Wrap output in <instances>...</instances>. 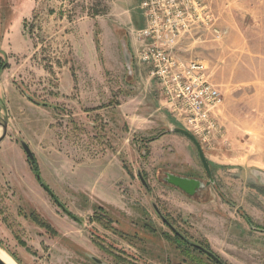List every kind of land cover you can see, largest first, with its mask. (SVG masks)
I'll return each mask as SVG.
<instances>
[{"label":"rangeland","instance_id":"rangeland-1","mask_svg":"<svg viewBox=\"0 0 264 264\" xmlns=\"http://www.w3.org/2000/svg\"><path fill=\"white\" fill-rule=\"evenodd\" d=\"M207 1L214 27L178 50L203 61L223 95L214 127L196 137L212 183L192 197L167 173L211 180L134 61L141 0H0L7 25L30 14L22 52L0 47V249L21 264H217L162 215L219 264H264V4Z\"/></svg>","mask_w":264,"mask_h":264},{"label":"built area","instance_id":"built-area-1","mask_svg":"<svg viewBox=\"0 0 264 264\" xmlns=\"http://www.w3.org/2000/svg\"><path fill=\"white\" fill-rule=\"evenodd\" d=\"M139 10L144 25L128 28L134 61L149 68V79L157 82L169 113L200 139L205 129L214 127L223 95L211 82L208 66L178 50L201 26L214 27L208 1L141 0ZM214 33L220 32L215 28Z\"/></svg>","mask_w":264,"mask_h":264},{"label":"water","instance_id":"water-1","mask_svg":"<svg viewBox=\"0 0 264 264\" xmlns=\"http://www.w3.org/2000/svg\"><path fill=\"white\" fill-rule=\"evenodd\" d=\"M0 129H1V135H0V143L7 137V133H8V122L7 121H0ZM172 132H176V133H180L184 136H186L187 138H189L196 146L199 155H200V159L201 162L204 166V168L206 169L208 175L211 177L212 179V173L210 170V166L208 161L206 160L204 153L201 149V146L199 144V141L197 140V138L192 135L191 133H189L188 131H186L185 129L176 127L174 129H172ZM21 146L23 147L29 161H35V156L32 153V151L30 150V147L25 143V142H21ZM140 177L143 181V183H145V181L143 180L141 174ZM166 181L173 185L176 188H179L180 190L191 194L195 188L201 187L203 184L198 181V180H194V179H188V178H184V177H178L175 176L173 174H168L166 177ZM146 184V183H145ZM212 255V254H211ZM213 256V255H212ZM14 259V258H13ZM98 263H101V261L95 259ZM0 264H6L2 259H0Z\"/></svg>","mask_w":264,"mask_h":264},{"label":"crops","instance_id":"crops-1","mask_svg":"<svg viewBox=\"0 0 264 264\" xmlns=\"http://www.w3.org/2000/svg\"><path fill=\"white\" fill-rule=\"evenodd\" d=\"M120 1L124 2V0H120ZM253 2L264 4V0H253ZM128 11H132V9L129 8ZM1 15L2 16L0 17V35H2L4 38L1 41L0 47H1V50L3 51V57L4 56L8 57L9 52L20 53L24 49L25 42L21 35V29H22L21 23H22V20L28 17L30 14L29 13L24 14L23 16L19 17L16 21L8 23V25H7V20L4 17V15L2 13ZM9 40H11L12 42L11 51L7 49L9 48V46L7 45ZM127 46H129L128 41H127ZM172 126L174 127L175 124H173Z\"/></svg>","mask_w":264,"mask_h":264},{"label":"flooded vegetation","instance_id":"flooded-vegetation-1","mask_svg":"<svg viewBox=\"0 0 264 264\" xmlns=\"http://www.w3.org/2000/svg\"><path fill=\"white\" fill-rule=\"evenodd\" d=\"M178 134H180V133H178ZM180 135H182V134H180ZM183 136H184V135H183ZM199 157H200V155H199ZM202 165H203V164H202ZM209 166H210V165H209ZM210 170H211V173L213 174V171H212L211 167H210ZM205 171H206V169H205ZM168 174H173V173H169V172H168L167 175H168ZM206 174H207L208 178L211 180L210 182H209V181L204 182V181H202V179H199V178H196V177H191V176H188V175H187V176H186V175H177V174H173V175L178 176V177H184V178L194 179V180H198V181H200L203 185H202L201 187L195 188V190H194L191 194H188V193H186V192H184V191L181 190L182 192H184V193H186V194H188V195H190V196H192V197H197V196H199V195H202V193H203L204 191H206L207 188H208V187L211 185V183H212V179H211V177L208 175L207 171H206ZM212 177H213V175H212ZM204 183H205V184H204ZM175 188H176V187H175ZM177 189H179V188H177ZM179 190H180V189H179ZM157 213H159V212H157ZM159 214H160V213H159ZM161 218L163 219L164 223H165L167 226H169V228H171V229L176 233L177 237L180 238L181 241H182L183 243H186V244L189 245L190 247L195 248L196 250L200 251L201 253H203L204 255H206L208 258H210L211 260H213V261H215L217 264H219L218 260H217L216 258H214L208 250H206V249H205L204 247H202V246H199L198 244H195V243L190 242L187 238L183 237L180 233L176 232L174 226L171 225L170 222H169L167 219H164V217H163L162 215H161ZM215 259H216L217 261H216ZM15 262H16V261H15ZM16 263H17V262H16ZM17 264H18V263H17Z\"/></svg>","mask_w":264,"mask_h":264},{"label":"trees","instance_id":"trees-1","mask_svg":"<svg viewBox=\"0 0 264 264\" xmlns=\"http://www.w3.org/2000/svg\"><path fill=\"white\" fill-rule=\"evenodd\" d=\"M2 66H4V64H1L0 63V68ZM29 163L31 164L32 170L35 173V176H36L37 180L39 181V183L41 184V186L44 188V190H46V192L51 196V198L54 200V202H56L63 210H65L66 212H68V210L59 201V199L56 197V195L50 189V187L46 183L43 182V179L41 178V174H40L39 169H38V166H37V160L35 159V161H29ZM68 213L70 214V212H68ZM32 216H33V218H32L33 220L38 221L42 226H44L48 231H50V224L49 223H47L46 221H42V219H40V217H38L37 215H32ZM99 218H101V217H99ZM11 256L14 258V260L18 264H21L13 255H11Z\"/></svg>","mask_w":264,"mask_h":264},{"label":"bare ground","instance_id":"bare-ground-1","mask_svg":"<svg viewBox=\"0 0 264 264\" xmlns=\"http://www.w3.org/2000/svg\"><path fill=\"white\" fill-rule=\"evenodd\" d=\"M0 135H1V129H0ZM0 259H2L6 264H17L15 260L2 249H0Z\"/></svg>","mask_w":264,"mask_h":264}]
</instances>
